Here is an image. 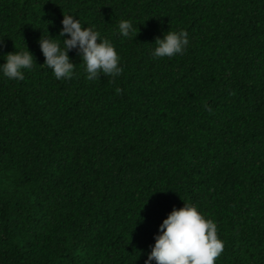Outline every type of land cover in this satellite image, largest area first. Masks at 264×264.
Wrapping results in <instances>:
<instances>
[{
    "label": "trees",
    "instance_id": "16d2710c",
    "mask_svg": "<svg viewBox=\"0 0 264 264\" xmlns=\"http://www.w3.org/2000/svg\"><path fill=\"white\" fill-rule=\"evenodd\" d=\"M64 14L114 43L121 75L87 80L72 50L55 78L38 40H62ZM180 29L184 54L154 58ZM0 39V64L36 58L0 74V264H145L185 203L218 226L215 264H264V0H0Z\"/></svg>",
    "mask_w": 264,
    "mask_h": 264
},
{
    "label": "clouds",
    "instance_id": "9594fccd",
    "mask_svg": "<svg viewBox=\"0 0 264 264\" xmlns=\"http://www.w3.org/2000/svg\"><path fill=\"white\" fill-rule=\"evenodd\" d=\"M59 37H45L39 40L45 57L43 65L53 70L57 80L71 79L75 74V63L69 53L76 50L81 56L89 81L99 79L101 74L119 76L123 69L121 57L114 43L102 36L95 25L85 26L73 15H65ZM119 34L124 38L137 37L136 26L130 19L118 23ZM189 33L180 29L169 30L163 37H157L154 58L183 55L189 45ZM3 39H0V44ZM16 47V45H15ZM0 64V74L10 80L23 81L25 70H32L34 53L28 45L25 49L8 52ZM117 93L121 89H116ZM224 241L218 235V226L207 218L197 206L187 204L174 208L155 236V243L148 253L145 264H215L224 251Z\"/></svg>",
    "mask_w": 264,
    "mask_h": 264
}]
</instances>
